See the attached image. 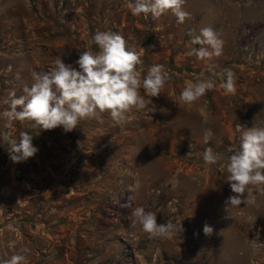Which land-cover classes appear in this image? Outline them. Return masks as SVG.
<instances>
[{"label":"rangeland","instance_id":"rangeland-1","mask_svg":"<svg viewBox=\"0 0 264 264\" xmlns=\"http://www.w3.org/2000/svg\"><path fill=\"white\" fill-rule=\"evenodd\" d=\"M56 1L0 0V114L9 108L10 93L25 95L33 81L30 60L13 48L17 39L24 46V17L41 23L32 27L50 37H70L77 23L76 36L119 33L141 54L142 78L161 64L168 80L146 112L133 109L122 124L105 113V122L83 120L64 133L60 126L46 138V130L27 120L6 129L0 116V135L9 131L18 139L27 131L38 148L27 161L13 163L9 144L0 142V260L27 248L26 264H264V196L257 195L259 208L225 207L234 193L223 167L232 154L228 149L238 146V125L264 127V60L247 62L241 52L242 45L264 43V0H185L191 15L183 24L171 11L153 21L122 11L121 3L115 11L75 5L65 15L72 21L67 28L60 20L67 8H57ZM203 27L223 41L221 56L187 55L202 47L191 43L189 32L198 35ZM50 57H31L41 63L36 73L50 71L64 56ZM208 65L216 73L231 69L235 94H225L219 87L223 77L213 76ZM198 78L215 79L216 87L192 104L182 103L185 82ZM141 94L149 98L143 89ZM209 128L213 136L205 144ZM207 147L221 161L205 164L198 154ZM137 206L155 213L158 224L171 220L183 231L170 239L149 238L139 224L132 225ZM205 224L213 228L211 235L204 234Z\"/></svg>","mask_w":264,"mask_h":264},{"label":"clouds","instance_id":"clouds-1","mask_svg":"<svg viewBox=\"0 0 264 264\" xmlns=\"http://www.w3.org/2000/svg\"><path fill=\"white\" fill-rule=\"evenodd\" d=\"M184 4L185 0H129L128 8L132 15L143 14L153 21L171 11L177 23L183 24L191 15L184 9ZM189 36L192 44L202 47L192 48L187 55H195L200 60L222 55L223 41L211 27L201 28L198 35L190 31ZM92 42L99 51H80L75 61L78 69L58 58L50 71L33 73V83L23 90L25 95L17 97L14 91L10 93L11 99L5 101L9 108L0 114L5 128L11 129L14 121L27 120L40 130L62 126L65 132H70L83 120L101 121L105 113L116 124H122L133 109L146 112L153 105L151 98L158 97L167 83L168 72L164 65H152L142 78L141 54L129 47L121 34L98 31ZM214 68V65H208L207 70L213 76L223 77L219 87L225 94H235L236 83L231 69L216 73ZM215 87L216 80L212 78H198L195 83L186 81L179 100L192 104ZM141 89L148 99L141 94ZM237 131L240 133L238 146L228 149L232 154L223 165L227 172L226 181L234 193L227 198L225 207H239L243 203L259 208L257 195L264 196V127L238 125ZM212 136V130L206 129L204 143L207 144ZM32 141L33 136L27 131L20 132L18 139L12 138L9 131L0 135V142L9 144L7 151L13 163L27 161L38 152ZM198 155L208 165L222 159L211 147ZM252 189H255V194ZM131 216L132 225L139 224L149 238L170 239L177 231H183L182 227L177 230L171 220L158 224L157 215L146 211L143 206L133 208ZM203 232L211 235L213 228L205 224ZM28 252L29 249L24 248L10 259L0 260V264H26Z\"/></svg>","mask_w":264,"mask_h":264},{"label":"crops","instance_id":"crops-1","mask_svg":"<svg viewBox=\"0 0 264 264\" xmlns=\"http://www.w3.org/2000/svg\"><path fill=\"white\" fill-rule=\"evenodd\" d=\"M43 3V8H47V6L45 5V3L42 1ZM121 3V6L124 8H120L122 11H127L126 9H128V1L127 0H57L56 4H57V8L63 7V9L67 8V10L65 12L62 13V18H60L61 23H63V25L66 26V28L69 25H72V21H70L71 19L69 18H65V15H68V11H70V9H73V6L77 5V6H81V8H88V9H98L101 8L102 6L107 7L110 6V8L115 11L117 10V8H119V5ZM108 8V7H107ZM74 13V12H71ZM114 13V12H113ZM37 16L39 15L38 13H36ZM112 14V13H111ZM137 17V19H139L141 16H135ZM76 18V17H75ZM80 18H82V15L80 16ZM81 24H83V26L88 23V21L82 20L80 19ZM98 21V20H97ZM113 21L111 19V16L109 17V19H107L106 21H104L103 23L106 24V27L108 26L107 24H111ZM14 25L17 24L16 21L13 22ZM19 24L21 25H26V33L24 36V46L23 48H20V39L14 40V46L13 48L15 49V55L18 57H28V60H30V63L28 62L27 64H29V69L30 71H32V73H36V69L37 67L41 66V63L38 60H32V56H37V54L40 52L42 55L45 53H48L49 56H51L50 58L59 56V55H63L64 57L62 58L63 62L65 64H71L74 67H76L78 69V65L75 64V61L79 58V53L80 51H84V50H89L87 44L90 45V47H92V51H99V49L95 46V44H91L92 42V37L94 36L92 34V36L90 34L84 35V36H80L75 34V32H79L81 26L78 24V26L72 25L73 26V30H75V32L69 37V36H54V37H50V35L48 34H43L40 33L38 30H36L34 27H32V24H38L40 25L41 23L39 22H35L33 18H22L19 21ZM98 26H102L101 23H99ZM80 27V28H79ZM104 27V28H106ZM88 32V31H87ZM14 35V34H13ZM16 36V35H15ZM14 37V36H13ZM72 37L75 39V41L72 39ZM69 42H72L73 44L70 45ZM78 42V43H76ZM12 48V49H13ZM53 56V57H52ZM16 75H19L20 69L17 67L16 69ZM31 82V81H30ZM33 83V81H32ZM31 83V84H32ZM30 84V85H31ZM102 122L106 121V118L102 117ZM80 124V123H79ZM47 132H44L43 134H45V137H49L52 133L50 132V130H46ZM64 129H62L61 133H64ZM61 133H56L55 136L56 137H60L65 138L66 136H68L67 134H61ZM68 141V140H66ZM109 177V176H108ZM108 177H106L105 179H108Z\"/></svg>","mask_w":264,"mask_h":264},{"label":"built area","instance_id":"built-area-1","mask_svg":"<svg viewBox=\"0 0 264 264\" xmlns=\"http://www.w3.org/2000/svg\"><path fill=\"white\" fill-rule=\"evenodd\" d=\"M241 52L247 62L260 64L264 60V43L254 42L253 46L242 45Z\"/></svg>","mask_w":264,"mask_h":264}]
</instances>
